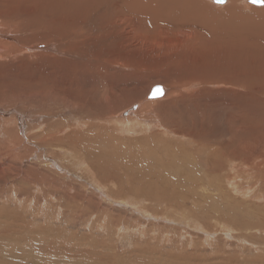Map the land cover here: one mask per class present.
I'll return each instance as SVG.
<instances>
[{
	"label": "rangeland",
	"instance_id": "rangeland-1",
	"mask_svg": "<svg viewBox=\"0 0 264 264\" xmlns=\"http://www.w3.org/2000/svg\"><path fill=\"white\" fill-rule=\"evenodd\" d=\"M37 1L0 0V47L17 58H0V264H264V84L217 64L264 62V0H192L213 17L188 14L198 28L180 9L162 24L126 0H65L78 40L50 35L66 15Z\"/></svg>",
	"mask_w": 264,
	"mask_h": 264
},
{
	"label": "bare ground",
	"instance_id": "bare-ground-1",
	"mask_svg": "<svg viewBox=\"0 0 264 264\" xmlns=\"http://www.w3.org/2000/svg\"><path fill=\"white\" fill-rule=\"evenodd\" d=\"M27 1H31V0H27ZM126 1H128L129 3H130V5H131V10H132V14H133V17L132 18H134V17H136V18H140V17H142L143 18V16H145V15H150L151 17H152V19H153V21L154 22H156V23H162V24H164L163 23V18L164 17H167V18H169L170 17V12H173V14H175L179 9L183 12V11H185L183 14H185L186 16H184V19L189 23V25H192V27H193V25H195V27H193V28H196L198 25L195 23V21L192 23L191 21L192 20H190V18L189 19H187V18H185V17H188L187 15L188 14H190L191 16H196V17H202L203 19L205 18L207 21H210V19L211 18H213V17H210V16H208V14L206 15V14H202V12H200L199 11V9L197 8V6L195 7V5H194V3H195V1L193 2V3H191V1L192 0H126ZM203 0H201V2H202ZM249 1V0H248ZM251 1V3H254V4H258V5H262L263 4V0H250ZM249 1V2H250ZM115 2H117V1H115ZM244 2H245V0H244ZM34 4H37L38 6H39V8H41L42 7V11L40 12V14H43V13H45V14H54V15H57V14H63V15H66V16H64L61 20L59 19V17L57 18V17H47L48 18V20L46 19V21H45V24H46V26L45 27H48V28H51L50 30L47 28L46 30L47 31H49V34L51 35V34H57V36L58 37H60V38H67V39H69V40H73V37H76V40H78V39H80V37L83 35L82 33H81V28H82V26L84 25L83 24V20L81 21V22H79V20H76V18H78V17H80L81 16V14L77 11V10H73L74 11V13H72V14H68V10L70 9V7H71V5L70 4H67L66 2H65V0H38L36 3H34ZM115 4V3H114ZM203 4V3H202ZM247 4V3H246ZM106 5V4H105ZM204 5V4H203ZM202 5V6H203ZM112 5H110V7H111ZM122 6V5H121ZM188 6H191L190 8H191V11H189L188 10ZM192 6H193V8L195 9V11L193 10L192 11ZM219 6V5H218ZM248 6H249V4H248ZM108 7V6H107ZM118 8H120L119 6H117ZM259 7V6H258ZM113 8V7H112ZM122 8V7H121ZM120 8V9H121ZM202 8V7H201ZM179 10V11H180ZM188 10V12H186ZM106 11V10H105ZM105 11H104V13H105ZM112 11V10H111ZM120 11V10H119ZM43 12V13H42ZM97 12V11H96ZM113 12V11H112ZM114 12H115V10H114ZM113 12V13H114ZM103 13V14H104ZM110 13V12H109ZM115 13H117V12H115ZM119 13H121V12H119ZM192 13H193V15H192ZM44 14V15H45ZM97 14V13H96ZM182 14V13H181ZM213 15H215L214 13H212ZM98 15H100V14H98ZM110 14H108L107 15V17L109 16ZM114 15H116V14H114ZM118 15V14H117ZM154 15V16H153ZM155 15H160L161 17L159 18V17H155ZM23 16V15H22ZM27 19H28V17H29V21L31 20V18L30 17H33V16H31V15H29V16H26V15H24ZM47 16H49V15H47ZM97 16V15H96ZM104 16V15H103ZM119 16V15H118ZM121 16V15H120ZM122 16H123V14H122ZM121 16V17H122ZM130 16H132V15H130ZM183 16V15H182ZM216 16V15H215ZM20 17V16H19ZM41 17V16H40ZM99 17V16H98ZM97 17V18H98ZM111 17H112V14H111ZM120 17V18H121ZM175 17V16H174ZM177 17H179L178 15H177ZM177 17H176V19H177ZM22 18V17H21ZM36 18V17H35ZM38 18H39V16H38ZM96 18V19H97ZM131 18V19H132ZM142 18H140L141 20H142ZM2 19V18H1ZM33 19V18H32ZM43 18H41V20H42ZM144 19V18H143ZM172 19H173V17H172ZM180 19H182V17H181V15H180ZM180 19H178L179 21H180ZM27 20V21H28ZM40 20V21H41ZM99 20V19H98ZM113 20H114V17H113ZM122 20H124V19H122ZM188 20H190V22L188 21ZM138 22H139V20H137ZM145 21H147V20H145ZM144 21V22H145ZM182 21V23L181 24H183V19L181 20ZM42 22V21H41ZM79 22V23H78ZM98 22V21H97ZM107 22H109V21H107ZM197 22V21H196ZM85 23V22H84ZM111 23V22H110ZM139 23H141V21L139 22ZM168 23V22H167ZM186 23V22H185ZM91 24V23H90ZM109 24V23H108ZM107 24V25H108ZM115 23H113V25H114ZM120 24V23H119ZM166 24V23H165ZM11 25V24H10ZM21 25V24H20ZM25 26H26V24H24ZM88 25V24H87ZM110 25V24H109ZM145 25H146V23H145ZM201 25H203V24H201ZM210 25V24H209ZM143 26V25H142ZM40 27V26H39ZM145 27V26H144ZM203 27H205L206 29H208V27H206V25H203ZM90 28L91 27H89V30H90ZM161 28V27H160ZM198 28V27H197ZM204 28V29H205ZM42 29V28H41ZM83 29V28H82ZM85 29H87V27H85ZM92 29V28H91ZM95 29H97V28H95ZM45 30V31H46ZM93 30V29H92ZM91 30V31H92ZM194 30V29H193ZM6 32V31H5ZM23 32V31H22ZM27 32H29V31H27ZM34 32V31H33ZM82 32H84V30L82 31ZM95 32V31H94ZM86 33H87V31L84 33V35L83 36H85L86 35ZM186 33V32H185ZM262 33H264V32H262ZM261 33V34H262ZM39 34V33H38ZM44 33H42V35H43ZM46 34V33H45ZM88 34V33H87ZM91 34V33H90ZM258 34H259V32H258ZM0 35H6L5 33H0ZM27 35H29V33L27 34ZM35 35V34H34ZM47 35V34H46ZM93 36H87V38H85V40H84V42H85V44L86 45H89L90 46V53H85V51L83 52V51H79V50H77V51H79L78 52V54H80L79 56H82V59H85L84 57H86V59H96V57H94L95 56V48H94V46L96 47V40H95V37H94V33L92 34ZM104 35V34H103ZM106 35V34H105ZM8 36V35H7ZM38 36H40V35H38ZM38 36H36V37H38ZM82 36V37H83ZM97 36V35H96ZM11 37V36H10ZM20 37V36H19ZM31 37H33L32 35H31ZM40 37H42V36H40ZM39 37V38H40ZM53 37V36H52ZM107 37V36H106ZM105 36H102V35H99L98 34V36L96 37L97 38V40H99V41H105L106 38ZM7 38V37H6ZM15 38V37H14ZM18 38V37H17ZM29 38V37H28ZM111 38V37H110ZM31 39V38H30ZM105 39V40H104ZM50 40V39H49ZM170 40V39H169ZM6 41V40H5ZM4 41V42H5ZM18 41V40H17ZM16 40H15V42H17ZM20 41V40H19ZM35 41V40H34ZM37 41V40H36ZM43 41V40H42ZM41 41V42H42ZM53 41H55V40H53ZM59 41V40H58ZM65 41V40H64ZM68 41V40H67ZM110 41V40H109ZM11 42V41H10ZM21 42V41H20ZM27 42V41H26ZM63 42V41H62ZM169 42H171V41H169ZM34 43V42H33ZM66 43V42H65ZM71 43H73V42H71ZM80 43H82V42H80ZM105 43H106V41H105ZM104 43V44H105ZM111 44L110 45H113L112 43L113 42H110ZM0 44H1V42H0ZM28 44V43H27ZM41 45V44H40ZM82 45V44H81ZM6 45L5 44H3L1 47H0V58H4L5 57V52H6V47H5ZM23 46V45H22ZM30 46V45H29ZM28 46V47H29ZM49 46V45H48ZM72 46H73V44H72ZM75 46V45H74ZM109 46V45H108ZM9 47V46H8ZM7 47V48H8ZM26 47V46H25ZM32 47H33V45L31 46V47H29V49L30 50H32ZM38 47V46H37ZM47 48V46L45 47V49ZM51 48V47H50ZM71 48H73V47H71ZM106 48V47H105ZM108 48V47H107ZM29 49H27V50H29ZM37 49H39V47L37 48ZM52 49V48H51ZM78 49V48H77ZM86 49H88L87 47H86ZM2 50V51H1ZM23 50V49H22ZM76 50V49H75ZM84 50V49H83ZM12 51V49L11 50H8L7 52H9V53H7L6 54V57H7V59H15V60H17V58H15L14 56L12 57L11 55H10V53H12L11 52ZM54 51H55V49H54ZM58 51V50H57ZM72 51V50H71ZM74 51V50H73ZM109 51V50H108ZM75 52V51H74ZM14 53V52H13ZM15 53H16V51H15ZM17 53H20L19 51L17 52ZM21 53H22V51H21ZM63 53V52H62ZM106 53V52H105ZM33 54V53H32ZM58 54V53H57ZM61 54V53H60ZM64 54V53H63ZM71 54V53H70ZM74 54V53H73ZM77 54V55H78ZM99 54V53H98ZM17 55V54H16ZM30 55V54H29ZM75 55V54H74ZM104 55V54H103ZM118 55V54H117ZM120 55V54H119ZM122 55V54H121ZM125 55V54H124ZM140 55V54H139ZM238 55H240V54H238ZM237 55V56H238ZM40 56V55H39ZM50 56V55H49ZM54 57H51L52 59H55V60H60V59H56V56L55 55H53ZM99 56V55H98ZM102 56V55H101ZM100 56V57H101ZM114 56V55H113ZM112 56V57H113ZM137 56V55H136ZM242 56V55H241ZM241 56H240V59H231L232 60V62H229V60L228 59H216L217 60V64H220L219 62H221L222 64L223 63H225V65H227V66H229L230 67V71L231 72H233V73H236V74H246V75H248L247 77H248V80L250 81L251 79L252 80H254L253 79V77L250 75V74H254V75H256V77H258V78H261L262 79V83L264 84V62L262 63V62H257L256 63V65L259 67V68H261V69H259V68H254V67H252V68H254V69H251V68H247L246 69V71L244 72L243 70H244V63H246V62H243L242 61V59L244 58L243 56H242V58H241ZM5 57V58H6ZM30 57V56H29ZM102 57H104V56H102ZM109 57H110V54H109ZM118 58V57H117ZM116 58V59H117ZM121 58V57H120ZM147 58V57H146ZM248 58V57H247ZM98 59H100V58H98ZM183 59V58H182ZM181 59V60H182ZM244 59H246V58H244ZM258 59H261V58H258ZM40 60H42V59H40ZM48 60H51V59H48ZM162 60V59H161ZM215 60V59H214ZM54 61V60H53ZM114 61V60H113ZM133 61V60H132ZM160 61V60H159ZM177 61H178V59H177ZM190 61V60H189ZM107 62V61H106ZM170 62V61H169ZM183 62V61H182ZM192 62V61H191ZM190 62V63H191ZM205 62H207L206 60H205ZM67 63H71V64H73V65H75V66H77L78 65V67H81V66H84L85 64H88V63H83V64H77L78 62H77V60H72V59H66V64ZM112 63V62H111ZM116 63V62H115ZM118 63V62H117ZM130 63V62H129ZM177 63V62H176ZM184 63V62H183ZM213 63V62H212ZM249 63H250V61H249ZM248 63V64H249ZM143 64V63H142ZM188 64V63H187ZM209 64H210V61H209ZM222 64H220V66L221 67H223L222 66ZM190 65V64H189ZM212 65V64H211ZM225 65H224V67H225ZM74 66V67H75ZM96 66V65H95ZM94 66V67H95ZM122 66V65H121ZM179 66V65H178ZM203 66V65H202ZM206 67H207V64L205 65ZM204 66V67H205ZM59 67V66H58ZM187 67V66H186ZM206 67H205V69H206ZM208 67H210V66H208ZM248 67V66H247ZM96 68V67H95ZM123 68V67H122ZM199 68H202V67H198V70H199ZM211 68H213V67H211ZM215 68V67H214ZM80 69V68H79ZM195 69H197V68H195ZM210 69V68H209ZM208 69V70H209ZM226 69V68H225ZM104 70V69H103ZM108 70H110V69H108ZM172 70V69H171ZM194 70V69H193ZM204 70V69H203ZM217 70H218V67H217ZM227 70V69H226ZM79 71V70H78ZM138 71V70H137ZM197 71V70H196ZM22 72V71H21ZM59 72H61V71H59ZM82 72V71H81ZM107 72V71H106ZM191 72H192V70H191ZM205 72V71H204ZM220 72V71H219ZM219 72H217L216 71V74H218ZM162 73V72H161ZM168 73V72H167ZM197 73V72H196ZM193 74V73H192ZM201 74H202V72H201ZM205 74H207V71L204 73V75ZM208 74H211L210 73V71H209V73ZM76 75H78V74H76ZM124 75V74H123ZM130 75V74H129ZM195 75V74H194ZM193 75V76H194ZM224 75H225V73H224ZM223 75V76H224ZM227 75H228V73H227ZM200 76V75H199ZM206 76V75H205ZM204 76V77H205ZM215 76V75H214ZM218 76V75H217ZM233 76V75H232ZM184 77V76H183ZM192 77V76H191ZM209 77H211V76H209ZM225 77V76H224ZM161 78V77H160ZM171 78V77H170ZM188 78V77H187ZM214 78V77H213ZM227 79H228V77H226ZM225 78V79H226ZM232 78H234V77H232ZM236 78V77H235ZM62 79V78H61ZM119 79V78H118ZM194 79V78H193ZM201 80V79H200ZM203 80V79H202ZM216 80V79H215ZM221 80H222V78H221ZM231 80H233V79H231ZM230 80V81H231ZM236 80H237V78H236ZM248 80H247V82H248ZM179 81V80H178ZM189 81V80H188ZM214 81V80H213ZM217 81V80H216ZM153 82V81H152ZM186 83H187V81H185ZM184 82V83H185ZM179 83V82H178ZM193 83V82H192ZM200 83V82H199ZM204 83V82H203ZM210 83H212V82H210ZM209 83V84H210ZM221 83V82H220ZM224 83H226V84H229V81L228 80H222V85L224 84ZM249 83V82H248ZM139 84V83H138ZM195 84V83H194ZM214 84H215V81H214ZM232 84V83H231ZM249 84H251V83H249ZM151 85V84H150ZM168 85V84H167ZM188 85V84H187ZM191 85V84H190ZM218 85V84H217ZM221 85V86H222ZM189 86V85H188ZM193 86V85H192ZM204 86H206V85H204ZM224 86V85H223ZM222 86V87H223ZM140 87V86H139ZM184 87V86H183ZM209 87V86H208ZM214 87V86H213ZM217 87V86H216ZM225 87V86H224ZM223 87V88H224ZM182 88V87H181ZM185 88V87H184ZM183 88V89H184ZM234 88V87H233ZM235 89V88H234ZM156 91V93H158V95L162 92V88L160 87V86H158V85H154L151 89H150V91H149V95H148V97H152L150 94H151V92L152 91ZM210 90V89H209ZM227 91L226 89H223V91ZM230 91H231V89H229ZM179 91V90H178ZM234 90H232V92H233ZM45 92V91H44ZM66 92V91H65ZM118 92V91H117ZM165 92H167V91H165ZM235 92V91H234ZM67 93V92H66ZM168 93V92H167ZM180 93V92H179ZM227 93H229V91H227ZM236 93V92H235ZM108 94V93H107ZM81 95V94H80ZM86 96V95H85ZM146 96V95H145ZM164 97H166L165 95H163ZM231 96V95H230ZM236 96V95H235ZM155 97V96H154ZM91 98V97H90ZM96 98H98V97H96ZM124 98V97H123ZM160 98H163V97H159V99ZM78 99V98H77ZM165 99V98H164ZM232 99V98H231ZM65 100H66V98H65ZM97 100V99H96ZM145 100V99H144ZM154 100V99H153ZM67 101V100H66ZM72 101V100H71ZM91 101H93V100H91ZM147 101V100H146ZM146 101H144V102H142V104H144ZM155 101V100H154ZM111 102V101H110ZM139 103L141 102V99H140V101H138ZM161 102V101H160ZM70 103V102H69ZM138 103V104H139ZM237 103V102H236ZM244 103V102H243ZM73 104V103H72ZM137 104V105H138ZM245 104V103H244ZM26 105V104H25ZM118 105V104H117ZM121 105H122V103H121ZM145 106H147V104L145 103L144 104ZM161 105V104H160ZM239 105H240V103L239 104H236V106L238 107V109H239ZM67 106V105H66ZM124 106V105H123ZM130 106V105H129ZM140 106V105H139ZM235 106V107H236ZM80 107V106H79ZM118 107V106H117ZM128 107V106H127ZM187 107V106H186ZM242 107V106H241ZM126 108V107H125ZM220 108V107H219ZM75 109V108H74ZM77 109V108H76ZM81 109V108H80ZM100 109H101V107H100ZM117 109V108H116ZM121 109H123V108H121ZM7 110V109H6ZM236 110V109H235ZM240 110V109H239ZM78 111V110H77ZM112 111V110H111ZM123 111V110H122ZM141 111V110H140ZM233 111V110H232ZM241 111V110H240ZM247 111V110H246ZM32 112V111H31ZM116 112V111H115ZM124 112H128L129 113V110L128 109H125V111ZM124 112H122L121 113V111H119V113H121V114H119V115H121V116H125L124 115ZM134 112H136V111H134ZM147 112V111H146ZM237 111H235V113H236ZM110 113V112H109ZM126 114V113H125ZM232 114H234V111H233V113ZM12 115H13V113H12ZM104 115V114H103ZM105 115H107V114H105ZM114 115V114H113ZM116 115V114H115ZM112 116V115H111ZM138 116V115H137ZM247 116V115H246ZM106 117V116H105ZM110 117V116H109ZM120 116H118V118H119ZM132 117H134V115L132 116ZM11 118V117H10ZM21 118V117H20ZM88 117H86V119H87ZM96 118H98V117H96ZM103 118V117H102ZM113 121L115 120V118L114 117H110ZM124 119H125V117H123ZM122 118V119H123ZM143 118V117H142ZM231 118H232V116H231ZM238 118V117H237ZM240 118V117H239ZM66 119H68V118H66ZM111 119H110V121H111ZM127 119H129L128 121H129V123H127V129L130 127V128H132L131 126H130V118H127ZM127 119H125V120H127ZM134 119V118H133ZM147 119V118H146ZM149 119V118H148ZM241 119V118H240ZM243 119V118H242ZM8 120V119H7ZM18 120V119H17ZM41 120V119H40ZM55 120V119H54ZM85 120V119H84ZM90 120V119H89ZM106 120H108V117L105 119V121ZM28 121V120H27ZM112 121V122H113ZM115 121H117V120H115ZM135 121H139L138 120V118L136 117V120ZM143 121V120H142ZM149 121V120H148ZM31 122V121H30ZM38 122V121H37ZM83 123H85L84 121H82ZM87 122H88V120H87ZM92 122H94L93 120L91 121V124H93ZM96 122V121H95ZM100 122V121H99ZM120 122V121H119ZM122 122H123V120H122ZM139 122H141V121H139ZM151 122V121H150ZM233 122V121H232ZM90 123V122H89ZM88 123V125H90ZM97 123V122H96ZM115 123V122H114ZM121 123V122H120ZM125 123H126V121H125ZM125 123H123V124H125ZM134 123V122H133ZM240 123V122H239ZM243 123V122H242ZM249 123V122H248ZM98 124V123H97ZM96 124V125H97ZM132 124V123H131ZM73 125V124H72ZM126 125V124H125ZM134 125V124H133ZM146 125H147V123H146ZM193 125V124H192ZM86 126H87V124H86ZM123 126V125H122ZM139 126V125H138ZM47 127V126H46ZM80 127V126H79ZM193 127V126H192ZM243 127V126H242ZM91 128H93V127H91ZM91 128H89V130L91 129ZM238 128V127H237ZM29 129V128H28ZM79 130V129H78ZM128 130H130V129H128ZM244 130V129H243ZM246 131V130H245ZM166 132V131H165ZM184 132V131H183ZM186 133V132H185ZM199 133V132H198ZM203 134V133H202ZM74 135V134H73ZM193 135V134H192ZM198 135V134H197ZM201 135V134H200ZM204 136H205V134H204ZM52 137V136H51ZM109 137V136H108ZM72 138V137H71ZM202 138V137H201ZM251 138V137H250ZM67 139V138H66ZM116 139V138H115ZM207 139V138H206ZM205 139V140H206ZM92 141V140H91ZM249 141H250V139H249ZM52 142V141H51ZM54 142H55V140H54ZM203 142H205V141H203ZM207 142V141H206ZM109 143V142H108ZM111 143V142H110ZM203 144V143H202ZM234 144V143H233ZM235 145V144H234ZM59 146H60V144H59ZM62 146V145H61ZM112 146V145H111ZM202 146V145H201ZM219 146V145H218ZM46 147V146H45ZM108 147V146H107ZM200 147V146H199ZM229 147V146H228ZM227 147V148H228ZM66 148V147H65ZM86 148V147H85ZM94 148V147H93ZM110 148V147H109ZM123 148V147H122ZM205 148V147H204ZM54 149V148H53ZM96 149V148H95ZM126 149V148H125ZM128 149V148H127ZM152 149V148H151ZM56 150V149H55ZM93 150V149H92ZM101 150V149H100ZM48 151V150H47ZM46 151V152H47ZM64 151H66V149L64 150ZM217 151V150H216ZM26 152V151H25ZM55 152V151H54ZM75 152H76V150H75ZM81 152V151H80ZM130 152V151H129ZM238 152V151H237ZM60 153V152H59ZM88 153V152H87ZM118 153V152H117ZM127 153V152H126ZM49 154H50V152H49ZM54 153H52V155H53ZM64 154V153H63ZM128 154V153H127ZM164 155V154H163ZM77 156V155H76ZM84 156V155H83ZM89 156V155H88ZM97 156V155H96ZM60 157V156H59ZM113 157V156H112ZM214 157H216V156H214ZM97 158V157H96ZM95 158V159H96ZM159 158V157H158ZM235 158V157H234ZM65 159V158H64ZM216 160V159H215ZM60 161H61V159H60ZM97 162V161H96ZM144 162V161H143ZM172 163V162H171ZM63 164V163H62ZM162 164V163H161ZM40 165V164H39ZM85 165V164H84ZM97 165V164H96ZM158 165V164H157ZM107 166V165H106ZM51 167H53V166H51ZM57 167V166H56ZM95 167V166H94ZM145 167V166H144ZM163 167V166H162ZM179 167V166H178ZM182 167V166H181ZM67 168H68V166H67ZM164 168V167H163ZM237 168V167H236ZM59 170V169H58ZM62 170V169H61ZM79 171V170H78ZM34 173V172H33ZM57 174V173H56ZM99 175V174H98ZM73 176V175H72ZM94 176V175H93ZM86 177V176H85ZM89 177V176H88ZM87 178V177H86ZM95 178V177H94ZM101 178V177H100ZM99 179V178H98ZM145 179V178H144ZM60 180V179H59ZM91 180V179H90ZM194 181V180H193ZM54 182V181H53ZM93 182V181H92ZM159 183V182H158ZM157 184V183H156ZM74 186V185H73ZM74 189V188H73ZM133 195V194H132ZM143 195V194H142ZM139 196V195H138ZM137 196V197H138ZM136 197V196H135ZM141 199V198H140ZM161 200V199H160ZM184 201H185V199H184ZM186 202V201H185ZM183 209V208H182ZM180 210V209H179ZM187 218V217H186ZM208 218V217H207Z\"/></svg>",
	"mask_w": 264,
	"mask_h": 264
},
{
	"label": "water",
	"instance_id": "water-1",
	"mask_svg": "<svg viewBox=\"0 0 264 264\" xmlns=\"http://www.w3.org/2000/svg\"><path fill=\"white\" fill-rule=\"evenodd\" d=\"M215 2H218V3H221V2H223L224 0H214ZM250 1V0H249ZM251 2V1H250ZM152 97H154V96H158V93H156V91H152L151 92V94H150Z\"/></svg>",
	"mask_w": 264,
	"mask_h": 264
}]
</instances>
